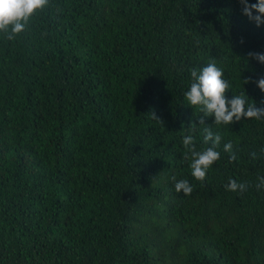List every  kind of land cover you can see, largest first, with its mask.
Segmentation results:
<instances>
[{"label": "trees", "instance_id": "16d2710c", "mask_svg": "<svg viewBox=\"0 0 264 264\" xmlns=\"http://www.w3.org/2000/svg\"><path fill=\"white\" fill-rule=\"evenodd\" d=\"M249 52L264 25L239 0H50L0 32V264H264V119L205 117L222 139L203 182L182 143L211 146L192 69L214 61L226 98L264 107Z\"/></svg>", "mask_w": 264, "mask_h": 264}, {"label": "clouds", "instance_id": "9594fccd", "mask_svg": "<svg viewBox=\"0 0 264 264\" xmlns=\"http://www.w3.org/2000/svg\"><path fill=\"white\" fill-rule=\"evenodd\" d=\"M242 6V13L250 21H253L257 27L264 25V0H258L257 3L250 4L248 0H239ZM50 0H0V32L4 33L6 38L11 41L17 38L19 34L26 30L30 19L38 11L45 9ZM256 13L255 15L253 13ZM243 42V41H241ZM248 56L264 64V53L249 52ZM223 70L218 68L213 61L203 67L199 73L191 70L193 82L189 90L185 92V99L191 107H198L200 113L199 125L202 126L204 133L203 142L211 146L198 151L196 147V138L194 135L183 137V147L185 148L184 157L191 158V175L200 182L205 181L206 174L212 165L220 159V153L216 150L221 143V135L214 133L211 127L205 123V117H214V125H231L244 119H264V107H256L255 104H249L245 93L233 95L231 99L226 98L225 93L231 89V85L223 78ZM255 82L261 92H264V77L256 81L247 78L243 84ZM264 104V101H261ZM153 120L161 123L163 121L153 111L150 113ZM192 126H195L193 124ZM225 152L231 153L230 159L236 160L231 142L224 144ZM255 158V154H253ZM175 181L176 178L172 177ZM257 188L264 187V177H259ZM175 191L183 192L184 195H190L193 191L192 185L186 179L175 182ZM227 190L240 191L246 190L245 183H238L230 179L226 185Z\"/></svg>", "mask_w": 264, "mask_h": 264}]
</instances>
